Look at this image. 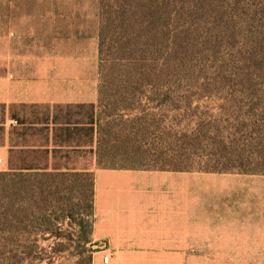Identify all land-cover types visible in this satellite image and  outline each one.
<instances>
[{"label":"rangeland","instance_id":"1","mask_svg":"<svg viewBox=\"0 0 264 264\" xmlns=\"http://www.w3.org/2000/svg\"><path fill=\"white\" fill-rule=\"evenodd\" d=\"M3 71L0 264H264V0H0ZM80 101L96 154L9 170Z\"/></svg>","mask_w":264,"mask_h":264},{"label":"trees","instance_id":"2","mask_svg":"<svg viewBox=\"0 0 264 264\" xmlns=\"http://www.w3.org/2000/svg\"><path fill=\"white\" fill-rule=\"evenodd\" d=\"M79 108L89 109L90 115L86 121L61 122L58 117H52L49 113H45L42 119L21 118L15 113H10L9 117L16 119L23 128L21 136H26L28 131H32L33 136L38 133L44 134L45 144L38 145L34 141L15 143L14 140H10L9 170L18 172L31 170L67 176L75 170L67 167L73 155H79L86 149L89 153L96 154L94 150L98 122L96 106L81 104ZM38 126H42L40 130L37 129ZM27 158L31 160V164L27 163ZM63 161L66 162L62 163ZM77 171L89 172V169L84 168ZM90 243L92 240L88 239L86 244Z\"/></svg>","mask_w":264,"mask_h":264},{"label":"crops","instance_id":"3","mask_svg":"<svg viewBox=\"0 0 264 264\" xmlns=\"http://www.w3.org/2000/svg\"><path fill=\"white\" fill-rule=\"evenodd\" d=\"M80 104H88L86 101H80ZM0 107L3 111V116L5 117V109H6V76L4 71L0 75ZM2 126H6V122H2ZM6 152L10 150V144H6Z\"/></svg>","mask_w":264,"mask_h":264},{"label":"built area","instance_id":"4","mask_svg":"<svg viewBox=\"0 0 264 264\" xmlns=\"http://www.w3.org/2000/svg\"><path fill=\"white\" fill-rule=\"evenodd\" d=\"M1 162H2V160L0 159V163H1ZM109 261H110V257H106V258H105V262H106V263H109Z\"/></svg>","mask_w":264,"mask_h":264}]
</instances>
